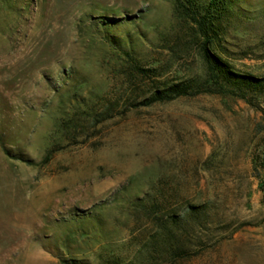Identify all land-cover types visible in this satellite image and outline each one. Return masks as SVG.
<instances>
[{
    "label": "rangeland",
    "instance_id": "rangeland-1",
    "mask_svg": "<svg viewBox=\"0 0 264 264\" xmlns=\"http://www.w3.org/2000/svg\"><path fill=\"white\" fill-rule=\"evenodd\" d=\"M231 3L209 50L264 84ZM202 41L174 0H0V264H264V86L142 104L205 88Z\"/></svg>",
    "mask_w": 264,
    "mask_h": 264
},
{
    "label": "trees",
    "instance_id": "trees-1",
    "mask_svg": "<svg viewBox=\"0 0 264 264\" xmlns=\"http://www.w3.org/2000/svg\"><path fill=\"white\" fill-rule=\"evenodd\" d=\"M231 0H174L175 12L187 20L196 28L198 35L202 38L203 57L207 63L208 78L205 88L197 89L193 84L182 83L157 89L149 100L144 101V106L156 103L170 102L177 98L196 96L205 92L218 94H233L247 100V91L255 92L264 86L263 81L251 77L236 76L232 73L226 63L219 57L211 54L209 47L215 44V36L218 34V26L221 19L228 12ZM131 58V55L125 53ZM135 69L144 72L138 65ZM171 233V227H170Z\"/></svg>",
    "mask_w": 264,
    "mask_h": 264
}]
</instances>
